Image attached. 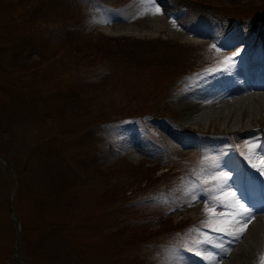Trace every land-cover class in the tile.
<instances>
[{
    "label": "rangeland",
    "instance_id": "obj_1",
    "mask_svg": "<svg viewBox=\"0 0 264 264\" xmlns=\"http://www.w3.org/2000/svg\"><path fill=\"white\" fill-rule=\"evenodd\" d=\"M155 4L158 16L202 31L198 46L168 23L156 35L127 32L150 28L152 14L140 0L0 1V156L13 171L12 209L21 226L17 259L9 171L0 161V264L209 262L177 248L204 219L205 195L191 201L186 194L203 168L190 160L228 155L239 166L243 159L230 145L221 155L209 140L183 138L180 103L230 78H212L225 70L220 50L232 44L241 51L246 36L264 39V0ZM228 18L244 23L219 21ZM102 24L122 32L105 34ZM210 37L221 41L219 52ZM263 118L234 128L259 129L241 137L238 149L245 141L264 147ZM195 124L204 135L222 130L217 120ZM221 165L199 176L223 171ZM238 170L228 184L242 202ZM247 186L256 191L260 183ZM216 249L200 246L215 256Z\"/></svg>",
    "mask_w": 264,
    "mask_h": 264
},
{
    "label": "bare ground",
    "instance_id": "obj_2",
    "mask_svg": "<svg viewBox=\"0 0 264 264\" xmlns=\"http://www.w3.org/2000/svg\"><path fill=\"white\" fill-rule=\"evenodd\" d=\"M147 23L150 27L149 30L143 29L142 25H136L132 28H128L126 31L136 34L156 35L158 31L166 27L168 23L174 30L181 29L180 31L188 36L190 41L196 46L199 44L197 43L199 36L204 37L203 32L195 28L185 26H182V28L180 25L173 27L170 14H163L161 16L149 15ZM100 29L105 34L109 35L122 32V30L117 27H109L105 24H102ZM209 40L215 42L212 37H210ZM235 43L236 42L233 44ZM188 45H190V43ZM221 45V41H218L216 49H219ZM231 45L232 44L226 46L228 50L220 51L226 54L225 56H229L231 52L235 50V48H233L234 45ZM191 48L194 47L191 46ZM259 55V52L244 53V55H241V58L245 57L249 63L247 67L245 63L242 64L244 70L239 71L237 74L231 73L228 80L218 81L216 82V86L213 85L211 88L208 87L206 91H202L200 94H192L189 98L193 100L191 103H182L181 101V114L187 123L183 128L186 127L185 129L187 131L198 130L199 126L195 123H201V121L207 123V121L211 122L217 120L218 127L222 129L218 133L223 132L224 129H228V131L224 132H228L229 134L231 132L238 133V131L234 129L235 127H239V125H248L250 122L260 120L259 118L264 117V85L246 86L242 80L243 78L247 79L252 77L253 73L260 69L261 64L257 65L256 63H252L251 60H248V57H256ZM195 111H199V114L195 115ZM256 114H259V117H257ZM230 120L232 121L231 123H229ZM262 126H264V120L262 121ZM247 130L248 128L244 129L243 133L247 132ZM256 153L258 156L264 157V147H260L256 150ZM219 163L222 164L220 169H224V171L228 173L231 171L230 168L232 165L228 161L221 163V160H218V162L210 159H206V161L199 159L190 160V164H199L209 171L215 168L213 167L214 164ZM246 163V170L248 172H253L260 176L261 172L253 168L248 160ZM231 239L230 237L223 238L226 251L222 252L220 249H216L215 253L218 264H257L260 253L264 252V205L251 211V222L248 224L247 229L240 239L238 241L232 240V242L229 243ZM191 264H209V262L203 263L201 261H193Z\"/></svg>",
    "mask_w": 264,
    "mask_h": 264
},
{
    "label": "snow or ice",
    "instance_id": "obj_3",
    "mask_svg": "<svg viewBox=\"0 0 264 264\" xmlns=\"http://www.w3.org/2000/svg\"><path fill=\"white\" fill-rule=\"evenodd\" d=\"M140 3L152 15L161 14V9L156 6L155 0H140ZM172 25L173 27L176 26L174 20ZM211 48L219 52L215 45H212ZM238 54V52L234 53V55ZM231 62V56H226L220 61L224 67H229ZM257 147L258 144L255 141H245L240 146L241 155L245 156L253 168L264 174V157L257 155ZM205 159H209V157H205ZM213 167L219 168V165L214 164ZM198 179L200 183L190 185L186 190V194L190 196L191 201H196L200 192L205 195L206 199L202 209L204 219L200 221L199 226H193L187 231L186 239L188 242L184 247L187 251L194 252L195 255L208 260L209 264H218L216 256L211 253H202L200 246L211 244L212 247L218 248L222 252L226 251L223 238H232L229 243L232 240L238 241L251 222V210L240 201L234 191H229L231 185L228 184V172L218 171L207 176L198 175ZM189 206H191V203H189ZM217 208L221 211L217 212ZM203 229L210 231L205 232ZM210 233H217L219 236L214 239ZM257 264H264V252L260 253Z\"/></svg>",
    "mask_w": 264,
    "mask_h": 264
},
{
    "label": "water",
    "instance_id": "obj_4",
    "mask_svg": "<svg viewBox=\"0 0 264 264\" xmlns=\"http://www.w3.org/2000/svg\"><path fill=\"white\" fill-rule=\"evenodd\" d=\"M0 161L7 167L8 171H9V179H10V191H9V197H8V207H9V213H10V218L11 221L14 225L15 228V243H14V252H15V257H17L18 259V255L16 253L17 251V245L21 239V230H20V222H19V218L17 217V215L14 213L13 209H12V196H13V191H12V183H13V171L11 169V166L8 162V160L3 157L0 156Z\"/></svg>",
    "mask_w": 264,
    "mask_h": 264
},
{
    "label": "trees",
    "instance_id": "obj_5",
    "mask_svg": "<svg viewBox=\"0 0 264 264\" xmlns=\"http://www.w3.org/2000/svg\"><path fill=\"white\" fill-rule=\"evenodd\" d=\"M1 1V0H0ZM70 78V77H69ZM71 79V78H70ZM72 81V80H71ZM121 117H117L115 120H118V119H120ZM106 120H103V121H101V122H99V124L100 125H102L104 122H105ZM106 124H108L109 125V122H107Z\"/></svg>",
    "mask_w": 264,
    "mask_h": 264
}]
</instances>
